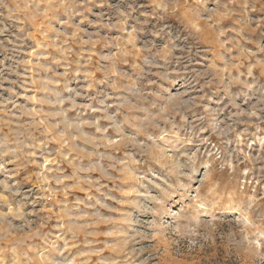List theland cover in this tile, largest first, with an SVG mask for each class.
Returning a JSON list of instances; mask_svg holds the SVG:
<instances>
[{
    "label": "rangeland",
    "instance_id": "1",
    "mask_svg": "<svg viewBox=\"0 0 264 264\" xmlns=\"http://www.w3.org/2000/svg\"><path fill=\"white\" fill-rule=\"evenodd\" d=\"M0 264H264V0H0Z\"/></svg>",
    "mask_w": 264,
    "mask_h": 264
}]
</instances>
